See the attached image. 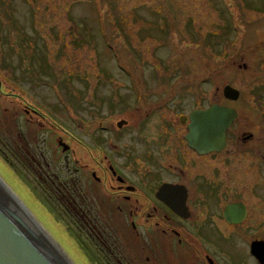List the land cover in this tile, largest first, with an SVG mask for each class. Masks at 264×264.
Instances as JSON below:
<instances>
[{
	"label": "rangeland",
	"instance_id": "1",
	"mask_svg": "<svg viewBox=\"0 0 264 264\" xmlns=\"http://www.w3.org/2000/svg\"><path fill=\"white\" fill-rule=\"evenodd\" d=\"M214 102L239 117L227 150L196 159L192 174L203 172L221 205L246 198L247 225L264 238V0H0V175L75 264L93 263L73 189L103 175L99 159L135 173L133 154L179 149L178 115ZM244 229L234 246L244 247Z\"/></svg>",
	"mask_w": 264,
	"mask_h": 264
},
{
	"label": "flooded vegetation",
	"instance_id": "2",
	"mask_svg": "<svg viewBox=\"0 0 264 264\" xmlns=\"http://www.w3.org/2000/svg\"><path fill=\"white\" fill-rule=\"evenodd\" d=\"M224 104L232 106L230 103ZM190 112L178 115L175 120L184 125L186 131L180 136L179 149L157 151L145 148L142 153L139 151L133 154V159L138 162L135 173L132 169L124 170L99 159L103 175L92 171L85 189L74 190L75 224L77 231L87 235L89 239L86 250L93 264H264L252 252V243L264 238H254L252 227L247 225L250 219L247 199L240 194H233L231 199L221 205L217 198L219 193H213V187L211 193H208L210 186L206 183L203 172L199 170L192 174L196 159L227 150L229 128L235 124L239 114L227 129L225 148L219 152L200 154L189 146L186 139L188 123L180 120L181 116L189 115ZM125 123L124 120L122 124ZM254 136L255 132H251L244 140H251ZM263 147L264 140L260 143V150ZM98 184L106 187L103 189L107 192H104V198L99 193ZM164 184H172L174 187L161 191ZM79 198L81 203L87 202L84 216L79 209ZM169 202L181 207L180 211ZM240 202L246 207L243 221H229L224 214L226 206ZM99 207L102 214L97 213ZM209 210L214 211V217L222 221L224 227L217 225L215 218L214 221L211 220ZM107 216L112 221L117 218L120 220H116L113 227L110 221L107 223ZM243 227L244 247L234 246V235ZM123 229L131 233L133 240V246L126 250L121 244L120 234ZM78 242L84 248L83 242ZM130 250H133L132 254Z\"/></svg>",
	"mask_w": 264,
	"mask_h": 264
},
{
	"label": "water",
	"instance_id": "3",
	"mask_svg": "<svg viewBox=\"0 0 264 264\" xmlns=\"http://www.w3.org/2000/svg\"><path fill=\"white\" fill-rule=\"evenodd\" d=\"M223 95L235 101L241 92L227 83L223 87ZM237 117L238 110L235 107L214 102L192 110L189 115L181 116L180 120L188 123L186 139L189 146L200 154H209L225 148L227 129ZM173 187L172 184H164L161 191ZM169 204L180 211L181 207L174 206L172 202ZM224 214L231 222H242L246 207L241 202L231 203L226 206ZM252 252L264 262V240H255ZM0 264H73L57 242V237L51 236L39 216L32 214V209H26L23 197H17L1 175Z\"/></svg>",
	"mask_w": 264,
	"mask_h": 264
},
{
	"label": "bare ground",
	"instance_id": "4",
	"mask_svg": "<svg viewBox=\"0 0 264 264\" xmlns=\"http://www.w3.org/2000/svg\"><path fill=\"white\" fill-rule=\"evenodd\" d=\"M4 180V179H3ZM5 181V180H4ZM14 181H16V180H14ZM6 182V181H5ZM7 183V182H6ZM8 184V183H7ZM9 185V184H8ZM10 186V185H9ZM18 187L21 189V191H23L22 193H24L25 194V196H27L28 197V195H27V192H26V190L23 188V186L22 185H19L18 184ZM10 188H11V191L13 192V193H15L17 196H19L20 194L13 188V187H11L10 186ZM19 194V195H18ZM21 196V195H20ZM28 199H30V197H28ZM33 201V200H32ZM34 206H35V208L38 210V211H40V212H42V210H41V208L39 207V205L37 204V203H35L34 204ZM25 207H26V209H29V207H27L26 205H25ZM32 214H33V212H32ZM58 246V245H57ZM62 247V246H61ZM73 249V248H72ZM76 255H78L79 256V254H76ZM80 258L82 259V257L80 256ZM69 259V258H68ZM79 259L81 262L80 263H82V264H89L88 263V261H86V259ZM73 262V261H72ZM73 264H75L74 262H73Z\"/></svg>",
	"mask_w": 264,
	"mask_h": 264
},
{
	"label": "trees",
	"instance_id": "5",
	"mask_svg": "<svg viewBox=\"0 0 264 264\" xmlns=\"http://www.w3.org/2000/svg\"><path fill=\"white\" fill-rule=\"evenodd\" d=\"M11 119L13 120V117H12ZM12 129H13V128L11 127V129H10V130H8V131H9V132H11V131H12ZM75 187H76V186H75ZM76 188H78V187H76ZM76 188H74V189H73V192H74V190H75ZM74 194H75V193H74ZM73 196H74V195H73ZM86 251H87V250H86Z\"/></svg>",
	"mask_w": 264,
	"mask_h": 264
}]
</instances>
